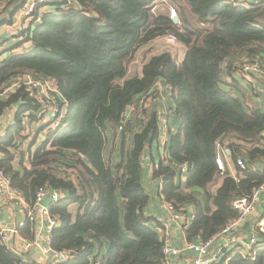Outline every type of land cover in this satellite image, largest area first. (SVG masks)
<instances>
[{
    "label": "trees",
    "instance_id": "16d2710c",
    "mask_svg": "<svg viewBox=\"0 0 264 264\" xmlns=\"http://www.w3.org/2000/svg\"><path fill=\"white\" fill-rule=\"evenodd\" d=\"M13 1L5 6L0 25L10 21ZM170 7L177 10L180 25L170 20ZM263 14L264 1L246 8L230 0H73L67 9L43 13L22 41L0 53V92L25 74L52 78L59 108L66 106L60 127L52 130L40 122V103L24 87L0 99V118L15 110L14 122L5 124L0 136V171L27 205L34 203L39 188L61 193L49 207L59 221L51 232V248L74 252L65 264H97L99 258L103 264H165L161 223L145 213L150 198L144 155L160 132L155 111L147 116L143 111L142 128L126 146L135 106L154 94L150 90L159 81L169 88L178 128L167 132L168 156L157 158L152 177H162L159 194L175 210L192 206L195 218L184 231L187 241L212 238L237 216L233 200L264 184V174L253 168L264 163V111L245 102L236 79L228 90L223 87L239 58L263 64ZM168 34L186 46L181 62L166 48L130 70L139 48ZM129 107L134 110L122 124ZM37 121L36 132L24 134L25 123ZM40 134L27 168L19 147L36 143ZM108 134H120V159L114 164L104 155ZM222 149L236 167L233 176L225 162L223 170L215 163ZM183 163L188 170L180 183L178 165ZM30 229L25 227L24 236H31ZM256 234L263 245L264 231L258 228ZM19 261L18 253L0 242V264ZM210 264H264V247L253 258L227 252Z\"/></svg>",
    "mask_w": 264,
    "mask_h": 264
},
{
    "label": "built area",
    "instance_id": "2783aa9c",
    "mask_svg": "<svg viewBox=\"0 0 264 264\" xmlns=\"http://www.w3.org/2000/svg\"><path fill=\"white\" fill-rule=\"evenodd\" d=\"M9 1L10 0H0V17H3L4 14L7 15L5 12V6ZM12 4L13 5L11 6L16 8L14 12L15 19L10 23L4 22L1 26L3 29L2 31L6 33L7 39L14 41V44H16L24 39V32L27 29L35 26L41 21L43 13L56 11L58 8L67 9L73 6V0H14ZM244 7L248 8L247 6ZM169 18L172 23L176 25L181 24L179 16L173 7H170L169 9ZM177 21H179V23H177ZM162 41L167 44L168 48L174 47L177 43L176 36L173 34L164 36ZM2 42L3 39L0 36V44H2ZM239 71L243 74H249L252 72L257 74L262 72L259 61L241 64ZM42 84L46 86V88L45 91L39 93ZM156 86L159 87L157 84ZM19 87H24L36 98L40 103L44 116L47 118L46 123L49 129L57 130L60 127L62 116L66 112V106L59 108L58 98L60 94L56 81L52 78L38 79L31 74H25L17 78L9 87L5 88L3 92H0V99L7 92ZM50 98H52V104H50L49 110H44L45 104ZM147 98H149L150 102H155L157 100L156 96H150ZM133 110L134 107H129L123 113L122 124L130 118ZM48 127L44 129L45 132L42 133L43 136L47 133ZM121 129L122 125L118 127L119 131ZM158 144L161 157H167V129L164 125L160 127ZM223 152H225L224 149H222L215 157V163L220 170H223L224 167ZM236 164L241 168H245L246 166L242 159H237ZM154 166L156 167L157 164ZM187 170L188 165L186 163L178 165V173L180 177L186 175ZM162 186L163 179L160 177L158 179L159 192L161 191ZM263 190L264 184H261L252 191L251 195L233 200L232 205L237 210V216L227 222L216 235L204 241H186L182 247L176 248L172 246L168 234L163 231V229L166 230L168 228V224L162 223V230L160 229V233L163 238L162 253L164 263L171 264L170 259L184 251H191L196 255L193 259V264H210L218 262L227 252H230L231 255L239 253L242 257L253 258L256 252L255 247L258 245L259 239L256 234L247 236L246 233H243L240 229L247 218L255 213L260 194ZM47 195L50 197V202L47 206H44L41 202ZM60 196L61 193L58 190L39 188L36 191L34 203L32 205H27L23 199L22 193L18 189L12 187L9 179L2 173V171H0V198H5L13 202L16 201L20 205L19 210L23 215V219H25L24 222L20 221L17 226H22L25 223L34 224L39 217V221L42 224L41 226L46 232L45 240L42 243L36 238L26 242L25 247L27 249L29 247H37L42 254L51 256L53 264L69 263L74 258V252L72 251L54 250L51 248V232L55 227L59 226V221L56 217L50 215L49 207L57 204L60 200ZM166 205L170 212L171 219L179 223L183 229L187 228L195 218V212L193 209L188 210L182 208L177 211L171 205L167 203ZM260 228L263 230V225H260ZM15 233L16 229L1 226L0 224L1 243L7 245L11 235ZM19 256L20 261L18 264H34L28 258L21 257V255Z\"/></svg>",
    "mask_w": 264,
    "mask_h": 264
},
{
    "label": "crops",
    "instance_id": "0c3cea01",
    "mask_svg": "<svg viewBox=\"0 0 264 264\" xmlns=\"http://www.w3.org/2000/svg\"><path fill=\"white\" fill-rule=\"evenodd\" d=\"M230 1H233L235 5H239V6L243 5V6H247L248 8H253L254 6L258 5V3H261L264 0H230ZM9 8L14 9V12H15V9H16L15 7L10 6ZM14 12L11 15L10 21L9 22L7 21L6 23H10L12 22L13 19H15ZM260 21L264 23V14L260 18ZM0 27H1L0 36L3 39V43H4L2 45H7L8 43L12 42V40L7 39L6 33L2 31L3 29L1 25ZM162 38H157L156 40L150 42L149 44L144 45L141 48H139L137 51V59H135L134 62L130 63V70L134 68L140 69L142 64L151 55L161 52L162 51L161 48L157 50H154V49H156L157 41H161ZM180 44H181V47H180L181 49L179 50V53H178L179 54V57L177 59L178 62H181L183 60L185 52H186V46L182 43ZM26 46L28 47L29 43H27ZM143 48H146V50L148 51L147 52L144 51ZM141 50L143 51V53L140 55L139 53L141 52ZM2 52L3 51H1V53ZM3 55L4 53L0 56L1 59L4 57ZM172 55L174 57L176 56L174 52H172ZM247 59H250V58L247 56H243L234 62V64L231 66L233 77L225 75L224 76L225 84L223 85V87L226 90H228L227 85L231 82L232 79H236V81L239 83L241 87H243L245 91V102L247 104L254 103L258 106V108L261 111H264V74H256L255 72H252L251 74L243 75V73H241L239 71V68L237 67L239 64H241L242 62H245ZM252 59H255V58H251L250 61H257L256 59L255 60H252ZM136 62H139L138 66L135 65ZM262 68L264 69V62L262 64ZM156 84L159 85V87H157ZM156 84L152 87L150 91H154L153 92L154 94L151 93L152 94L151 96H156L157 100L155 102L151 101V105L153 106V111H155V113L157 114L159 126L162 127L164 125L167 129V132L168 131L176 132L178 128V122L173 116V114H171L172 109H173V102L170 99L169 88H167V85H165L161 81L157 82ZM237 94L241 96V94L239 93ZM10 111L11 113L8 114L7 112V114L3 115V117L0 118V136L4 135L3 133L6 131L4 129L6 128V126L4 125L12 124L14 122V119H12L11 114L15 110L12 111L11 109ZM137 116L139 115L138 114L136 115L134 113L130 121V123L133 124L134 128H132L131 130L127 132L126 146L130 144L132 135L135 132H138L141 130L142 128L141 121L143 122L145 121V117H146L145 113H144V117H141L140 120L138 119ZM44 117H43V122L46 123L47 119L44 120ZM27 124L28 123H25V125ZM33 124L34 123H32L31 125ZM37 129L38 128L36 127V125L35 127L33 126L31 127L30 132H28L26 128V131L24 132V134L34 133L36 132ZM120 140H121L120 134H117V136L115 137H112L111 135L108 134V142L105 148L104 155L105 157L109 156L110 159H107V158L106 159L110 160L111 164L118 162L120 159ZM111 143L114 144V147H109V144ZM38 144L39 143L37 142L32 143L31 145H28L25 143V144H21V146L19 147V150L25 153L24 159H23V165L25 167L29 168L30 164L28 162L29 161L28 156L29 154H32L35 151ZM159 156H161L159 144H158V141L157 142L155 141L152 143L151 148H149V150L146 151L144 155V163H143L144 176L143 178H144L145 185L147 187V192L150 198L149 203L146 206L145 213L148 216H152L155 219H157L161 223V226H162V223H164L162 222V220H165V223L168 224V228L166 230L163 229V231L168 234L172 246L176 248H180L187 241L184 231L189 226L183 229L179 223L171 219V215H170V212L168 211L166 202L163 199V197L159 194L158 180L153 179L152 177V167L154 163L156 164L157 158ZM222 156L223 157L225 156L223 160L226 163L227 168L229 169L231 175L232 176L235 175L236 167L233 164L231 158L229 157V151L225 150ZM18 161L19 160L16 157V159L13 162V165L15 167L19 166ZM257 163H258V168L256 167ZM257 163L254 164V167H253L254 170H259V172L264 174V172L259 169L261 166L264 167V163L263 162H257ZM185 179H186V175H183L177 181L180 183H184ZM220 183H221V179L216 180L215 188L218 187ZM212 190L214 191L213 187H212ZM19 208H20V205L16 201L13 202L5 198H0V224L1 226L16 229V233L12 234L10 237L7 247L10 250L18 253V255H21V257L28 258L34 264H53L51 256L42 254L37 247H29L28 249L25 247L26 242L32 239H36V238L39 239V241L42 243L45 240L46 232L41 226L42 224L39 221L40 220L39 217L37 218L34 224L25 223L24 225L22 226L20 225L18 227L17 226L18 223L20 221L24 222L25 220L23 219V215L20 212ZM186 208L190 210L192 209V206H187ZM260 225H263V230H261ZM27 226L31 227L30 237H26L24 236L25 234L22 233L25 230V227ZM258 228L260 231H264V190L260 194V199L257 203L255 213H253L247 218L244 225L241 227L240 231H242L243 233H246L247 236H251V235L256 234V229ZM160 229L162 230V227L158 228V230L161 232ZM261 247H264V243L263 245H261V243L258 242V245L255 247L256 251L260 249ZM105 249H106V246L103 248V250L106 251ZM195 256L196 255L191 251H184L178 254L177 256L172 257L170 259V263L171 264H193V259L195 258ZM97 264H103L102 258L98 259Z\"/></svg>",
    "mask_w": 264,
    "mask_h": 264
},
{
    "label": "rangeland",
    "instance_id": "374dc122",
    "mask_svg": "<svg viewBox=\"0 0 264 264\" xmlns=\"http://www.w3.org/2000/svg\"><path fill=\"white\" fill-rule=\"evenodd\" d=\"M176 12H177V10H176ZM177 14H178V12H177ZM180 19V18H179ZM177 23H179V21H177ZM9 42V41H8ZM14 41H12V42H10V43H8L7 45H2V44H4L3 42H2V44H0V53H1V51H4V50H7V49H9V48H11L13 45H14ZM2 45V46H1ZM7 47V48H6ZM25 47V46H24ZM24 47H22V48H24ZM181 47V44H180V42H178L177 41V43H176V45L174 46V47H172V48H168L167 47V44L166 43H164V41H157V44H156V49H154V50H157V49H170L172 52H174V54L176 55L175 56V59L177 60L178 59V57H179V50L181 49L180 48ZM25 49V48H24ZM144 49V51H148V50H146V48H143ZM18 52H20L21 51V47L17 50ZM143 53V51L141 50V52L139 53L140 55ZM0 60H1V58H0ZM248 62H252V61H250V59H247L245 62H240L241 64H246V63H248ZM241 64H239L237 67L238 68H240V66H241ZM136 66H138L139 65V62H136V64H135ZM260 67H261V70H262V72L261 73H257V74H264V69L262 68V65L260 64ZM249 74H251V73H249ZM243 75H248V74H243ZM45 88H46V86H44L43 84H42V88H40L39 89V93H42V91H45ZM51 99L52 98H50V99H48L47 100V102H46V104H45V107H44V110H49V108H50V104H52V102H51ZM141 104V105H140ZM138 106H135V114L137 115H139V116H137L138 117V119L140 120L141 119V117H144V113H143V111L144 112H146V116H147V113H150V112H152L153 111V106L151 105V102L149 101V98H141V100L138 102V104H137ZM140 105V106H139ZM45 119H47L46 117H44V120ZM137 119V118H136ZM40 122H43V121H40ZM40 122H35L33 125H26V128H27V130H28V132H30V129H31V127L33 126V127H35V125H36V127H38V126H40L41 124H39ZM43 124H44V122H43ZM43 132H45L44 130L42 131V133ZM40 136L41 135H38V138H37V140H36V142L37 143H40ZM118 140V139H117ZM109 147H114V144H109ZM106 158L107 159H110L109 158V156H106ZM162 222H164L165 223V220H162Z\"/></svg>",
    "mask_w": 264,
    "mask_h": 264
},
{
    "label": "water",
    "instance_id": "95a60500",
    "mask_svg": "<svg viewBox=\"0 0 264 264\" xmlns=\"http://www.w3.org/2000/svg\"><path fill=\"white\" fill-rule=\"evenodd\" d=\"M146 142H147V143L150 142V137H149V136L147 137ZM256 167L258 168V163L256 164ZM259 169H260L261 171L264 172V167L261 166ZM49 202H50V197H49V195H47V196L43 199V201L41 202V204L44 205V206H47V205L49 204Z\"/></svg>",
    "mask_w": 264,
    "mask_h": 264
}]
</instances>
